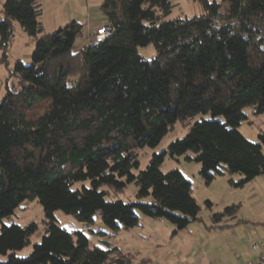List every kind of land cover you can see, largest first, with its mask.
Here are the masks:
<instances>
[{
    "label": "trees",
    "instance_id": "trees-1",
    "mask_svg": "<svg viewBox=\"0 0 264 264\" xmlns=\"http://www.w3.org/2000/svg\"><path fill=\"white\" fill-rule=\"evenodd\" d=\"M198 1L201 14L169 18L171 0H102L112 31L81 47L80 22L45 32L39 0L2 2L3 58L14 22L34 46L30 63L14 62L19 88L7 87L0 98V255L7 256L0 264L129 263V252L107 241L90 246L83 231L60 227L56 210L87 225L99 213L109 234L137 226L139 213L176 229L199 219L192 181L178 168L161 169L167 155L193 152L186 158L200 163L205 184L228 174L241 187L264 174V132L251 141L238 129L246 107L264 113V0ZM149 43L156 53L146 58L137 47ZM197 114L209 117L133 172L139 149ZM130 182L134 200L106 198ZM34 198L43 208V234L20 256L38 226L2 218ZM236 211L231 204L212 218L216 224Z\"/></svg>",
    "mask_w": 264,
    "mask_h": 264
},
{
    "label": "rangeland",
    "instance_id": "rangeland-1",
    "mask_svg": "<svg viewBox=\"0 0 264 264\" xmlns=\"http://www.w3.org/2000/svg\"><path fill=\"white\" fill-rule=\"evenodd\" d=\"M4 0H0V7ZM172 11L169 18L177 16H192L202 13V8L198 0H171ZM78 37L75 44L79 43ZM33 41L22 29L18 22H14V36L9 45L6 57L3 58L0 50V98L5 94L7 87L17 90L19 88L18 78L12 74L14 62L21 60L24 64L31 62V52ZM138 52L151 58L156 50L152 43L137 47ZM247 117L240 122L238 129L251 141L257 140V133L264 132V113L254 114L249 107L245 108ZM209 115L197 114L185 123L176 122L174 127L168 131L160 142L154 146H145L138 151V168L133 172H138L146 167L153 152L166 149L168 144L184 136L191 124ZM186 155L194 156L193 152L170 157L167 155L162 162L161 169L169 171L173 168L180 169L183 174L192 181L193 196L200 206L198 212L199 219L192 220L183 229H176L164 218H150L139 213L140 222L130 229H120L114 234H109L100 219L99 213L94 214V222L90 225L79 222L72 214L56 210L54 216L56 223L69 231H83L89 241L90 246L101 245L106 247L105 241L118 247L122 252L130 253L128 264H221V256L226 253V231L224 228L215 226L212 218L214 213L220 212L227 205L226 190L222 184L223 176L215 177L213 183L205 184L199 176L200 163L194 159H187ZM88 184V182H85ZM82 183H76L73 187H80ZM137 186L135 183H127L123 190L109 191L107 199H120L130 201L135 199ZM205 200L211 201L207 205ZM43 208L37 199L26 200L14 209L13 214L2 218L5 224L17 223L25 225L34 221L38 229L30 236L29 243L16 254L26 256L32 250L33 244L41 239ZM1 225V222H0ZM102 231V232H98ZM214 256V260L210 257ZM6 255H0V259H6Z\"/></svg>",
    "mask_w": 264,
    "mask_h": 264
},
{
    "label": "crops",
    "instance_id": "crops-1",
    "mask_svg": "<svg viewBox=\"0 0 264 264\" xmlns=\"http://www.w3.org/2000/svg\"><path fill=\"white\" fill-rule=\"evenodd\" d=\"M102 0H39L40 21L45 32H52L61 26L78 21L82 24V38L75 47H81L92 41V33L100 26L108 23L101 12ZM225 178L224 175H221ZM226 174L222 179L226 190L227 202L237 204L233 216L217 222L215 226L226 231L227 251L221 258V264H233L239 258L241 262L249 258V246L254 240L263 242L264 250V174L256 175L241 187L232 186ZM236 180L239 175H232ZM215 178L208 183L209 186ZM196 199V198H195ZM231 205V204H230ZM228 206V205H227ZM214 260V256L210 257Z\"/></svg>",
    "mask_w": 264,
    "mask_h": 264
},
{
    "label": "built area",
    "instance_id": "built-area-1",
    "mask_svg": "<svg viewBox=\"0 0 264 264\" xmlns=\"http://www.w3.org/2000/svg\"><path fill=\"white\" fill-rule=\"evenodd\" d=\"M111 31L112 26L109 23L98 27L92 33V41H100L101 39L109 36ZM262 244L263 242L259 239L251 242L249 246V258L244 262H241L238 258V260L233 264H264V250H261Z\"/></svg>",
    "mask_w": 264,
    "mask_h": 264
}]
</instances>
